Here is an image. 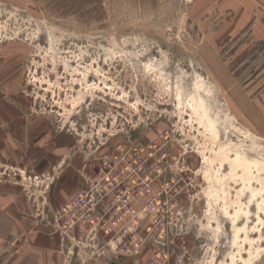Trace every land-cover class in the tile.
I'll return each mask as SVG.
<instances>
[{
    "label": "rangeland",
    "instance_id": "obj_1",
    "mask_svg": "<svg viewBox=\"0 0 264 264\" xmlns=\"http://www.w3.org/2000/svg\"><path fill=\"white\" fill-rule=\"evenodd\" d=\"M92 2L0 0V264H264L263 34L218 0ZM109 171L135 197L102 229Z\"/></svg>",
    "mask_w": 264,
    "mask_h": 264
},
{
    "label": "built area",
    "instance_id": "obj_2",
    "mask_svg": "<svg viewBox=\"0 0 264 264\" xmlns=\"http://www.w3.org/2000/svg\"><path fill=\"white\" fill-rule=\"evenodd\" d=\"M109 174L112 173L110 171L109 173L107 172L98 182H96L97 185H100L99 189L95 192L99 196L96 198V200L88 199L89 194L81 198L83 207L87 209L86 213L89 211H94L97 214L96 221L94 222L102 229L116 224L124 216H126L128 210L130 211L131 202L135 197L134 193L128 192L125 189L122 190L119 187L120 184L115 181V179L119 178L118 174L115 175L116 178L111 179H109L110 177L106 176ZM120 174H122V172ZM110 180L112 185L110 184L109 186L111 187L106 186L105 184H108ZM107 213H111V215L106 217Z\"/></svg>",
    "mask_w": 264,
    "mask_h": 264
},
{
    "label": "crops",
    "instance_id": "obj_3",
    "mask_svg": "<svg viewBox=\"0 0 264 264\" xmlns=\"http://www.w3.org/2000/svg\"><path fill=\"white\" fill-rule=\"evenodd\" d=\"M222 6L226 5V9L232 7L235 18V25H238V29L242 30L251 21L252 28L251 34L258 35L262 33V37H257L255 39H260L264 41V22H254V20H264V0H218ZM238 14H237V13ZM240 27V28H239ZM262 27V28H261Z\"/></svg>",
    "mask_w": 264,
    "mask_h": 264
},
{
    "label": "trees",
    "instance_id": "obj_4",
    "mask_svg": "<svg viewBox=\"0 0 264 264\" xmlns=\"http://www.w3.org/2000/svg\"><path fill=\"white\" fill-rule=\"evenodd\" d=\"M91 11L102 12L100 0H92ZM57 5V4H56ZM59 6L67 7L65 3L59 1Z\"/></svg>",
    "mask_w": 264,
    "mask_h": 264
},
{
    "label": "bare ground",
    "instance_id": "obj_5",
    "mask_svg": "<svg viewBox=\"0 0 264 264\" xmlns=\"http://www.w3.org/2000/svg\"><path fill=\"white\" fill-rule=\"evenodd\" d=\"M232 225H235V222H232ZM237 231H238V228L235 227V228L233 229V232H237ZM262 255H264V250H262V251H260V252H257V253H256V256H255L253 259H255V261H257V260L260 259V257H261Z\"/></svg>",
    "mask_w": 264,
    "mask_h": 264
}]
</instances>
